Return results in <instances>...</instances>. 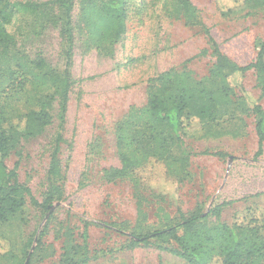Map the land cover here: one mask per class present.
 I'll list each match as a JSON object with an SVG mask.
<instances>
[{
    "label": "rangeland",
    "instance_id": "1",
    "mask_svg": "<svg viewBox=\"0 0 264 264\" xmlns=\"http://www.w3.org/2000/svg\"><path fill=\"white\" fill-rule=\"evenodd\" d=\"M47 1L8 0L23 5ZM191 1L223 53L241 65L255 61L264 38V9L244 0ZM79 5L76 1L71 18L54 6L36 13L22 10L8 26L14 43L9 54H0V113L9 118L6 127L16 125L19 114L38 109L51 92L37 78L39 59L60 73L68 70L72 85L65 119L54 101L51 123L39 135L23 138L6 160L43 202L56 137L63 136L58 181L63 192L49 211L28 201L19 214L0 222V264H57L63 232L69 226L81 240L86 223L92 257L88 264H186L160 248L174 246L173 240L130 246L131 234L175 224L181 213L208 211L225 201L232 202L223 209L225 222L248 220L249 213L264 220V151L256 154L254 117L238 137L227 132L216 139L203 138V125L195 118L183 136L191 156L190 174L182 183L155 160L139 170L141 191L132 178L108 180L107 170L120 167L117 124L131 107L147 103L151 79L173 69L205 81L215 57L203 28L186 21L175 0H126L125 32L116 42L100 45L90 28H80ZM229 7L232 11L223 15ZM16 70L19 74L12 75ZM230 82L237 96L242 91L236 83H242L264 107L254 69ZM234 123L226 124L227 131ZM211 264L222 262L216 258Z\"/></svg>",
    "mask_w": 264,
    "mask_h": 264
},
{
    "label": "trees",
    "instance_id": "2",
    "mask_svg": "<svg viewBox=\"0 0 264 264\" xmlns=\"http://www.w3.org/2000/svg\"><path fill=\"white\" fill-rule=\"evenodd\" d=\"M76 1L80 4L79 26L90 28L95 43L110 44L121 38L127 27L126 0H49L41 4L24 5L0 0V54H9L14 43L8 26L19 11L36 13L42 7L54 6L71 18ZM175 1L176 10L186 21L203 28L211 43L215 62L210 69V77L205 81L195 79L190 71L173 69L151 79L147 103L142 107H131L117 124L116 148L120 167L107 170L106 177L110 181L132 178L140 191L144 185L139 178V170L153 160L163 163L175 181L182 183L187 179L191 153L185 146L183 136L195 118L203 125L202 137L216 139L227 132L238 137L244 132L247 119L254 117L258 138L256 154L259 156L264 151V107L251 99L242 83H236L242 91V95L237 96L230 82L231 78L242 77L254 69L257 84L264 95V38L260 41L255 61L246 65L238 64L222 52L210 28L199 19L198 10L192 1ZM244 3L254 9H264V0H244ZM231 11L232 7H229L223 9L222 14L227 15ZM207 52L205 49L202 54ZM35 66L41 71L37 78L51 92L41 99L38 109L19 114L16 125L6 127L9 118L0 113V222H7L19 214L28 201L49 211L50 205L63 192L61 184H58L62 179L59 157L63 141L61 133L56 137L51 154L49 188L43 202H39L31 188L20 180L17 167L11 169L6 163L23 138L39 135L51 123L54 101L58 100V115L62 121L67 113L72 85L70 72L66 70L60 73L44 59H39ZM19 72L13 71L12 75L17 76ZM224 115H229L228 119L223 118ZM228 122H235L233 130L227 131ZM231 204V201H225L208 211L198 209L189 215L181 213L175 224L147 233H132L130 246L151 244L152 239H171L174 246L160 248L182 258L186 264H211L216 258L221 259L222 264H264V220L249 213L248 220L225 222L222 212ZM63 233L61 259L57 264H88L92 257L87 223L81 240L75 237L74 230L69 226Z\"/></svg>",
    "mask_w": 264,
    "mask_h": 264
},
{
    "label": "water",
    "instance_id": "3",
    "mask_svg": "<svg viewBox=\"0 0 264 264\" xmlns=\"http://www.w3.org/2000/svg\"><path fill=\"white\" fill-rule=\"evenodd\" d=\"M27 264V263H26Z\"/></svg>",
    "mask_w": 264,
    "mask_h": 264
}]
</instances>
